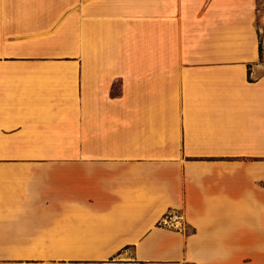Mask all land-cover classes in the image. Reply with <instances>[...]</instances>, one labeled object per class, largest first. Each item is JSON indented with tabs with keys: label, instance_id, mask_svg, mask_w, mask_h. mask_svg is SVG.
<instances>
[{
	"label": "crops",
	"instance_id": "0c3cea01",
	"mask_svg": "<svg viewBox=\"0 0 264 264\" xmlns=\"http://www.w3.org/2000/svg\"><path fill=\"white\" fill-rule=\"evenodd\" d=\"M255 16L0 0V264H264Z\"/></svg>",
	"mask_w": 264,
	"mask_h": 264
},
{
	"label": "rangeland",
	"instance_id": "374dc122",
	"mask_svg": "<svg viewBox=\"0 0 264 264\" xmlns=\"http://www.w3.org/2000/svg\"><path fill=\"white\" fill-rule=\"evenodd\" d=\"M255 29L258 34L259 56L258 64L264 71V0H256Z\"/></svg>",
	"mask_w": 264,
	"mask_h": 264
},
{
	"label": "built area",
	"instance_id": "2783aa9c",
	"mask_svg": "<svg viewBox=\"0 0 264 264\" xmlns=\"http://www.w3.org/2000/svg\"><path fill=\"white\" fill-rule=\"evenodd\" d=\"M177 218L178 217H176V216L169 215V216L165 217L163 223L165 225L172 226V227H180V226L176 225Z\"/></svg>",
	"mask_w": 264,
	"mask_h": 264
}]
</instances>
